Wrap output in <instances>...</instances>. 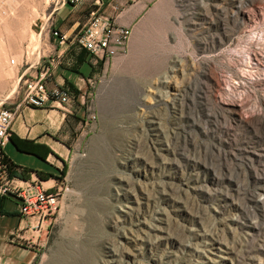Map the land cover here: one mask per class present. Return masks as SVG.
<instances>
[{
	"label": "rangeland",
	"instance_id": "obj_1",
	"mask_svg": "<svg viewBox=\"0 0 264 264\" xmlns=\"http://www.w3.org/2000/svg\"><path fill=\"white\" fill-rule=\"evenodd\" d=\"M56 4L3 0L0 106ZM131 41L30 264H264V0H159Z\"/></svg>",
	"mask_w": 264,
	"mask_h": 264
},
{
	"label": "crops",
	"instance_id": "obj_2",
	"mask_svg": "<svg viewBox=\"0 0 264 264\" xmlns=\"http://www.w3.org/2000/svg\"><path fill=\"white\" fill-rule=\"evenodd\" d=\"M157 1L57 0L42 21L40 55L22 76L27 73L35 77L41 65L50 66L47 86L65 89L69 100H47L34 107L22 103L21 94L8 97L9 106L19 104L3 147L9 174L16 184L24 186L38 180L50 187L66 180L61 168L69 163L75 145L86 134L99 83L130 52L134 30ZM94 15L130 29L123 52L101 57L75 40ZM60 35H64V42H60ZM19 203L20 199L11 194L0 200V264H30L35 252L25 246L39 241L44 228V224L34 228L33 217L23 218Z\"/></svg>",
	"mask_w": 264,
	"mask_h": 264
},
{
	"label": "built area",
	"instance_id": "obj_3",
	"mask_svg": "<svg viewBox=\"0 0 264 264\" xmlns=\"http://www.w3.org/2000/svg\"><path fill=\"white\" fill-rule=\"evenodd\" d=\"M3 8V0H0V12ZM130 33L129 28L117 27L109 19L94 15L75 40L93 54L112 57L124 51ZM59 39L60 42H64V35H60ZM49 76L50 66L41 65L35 77L26 79L22 103L35 107L43 105L47 100L67 102L69 96L65 89L47 86ZM18 107L19 104L10 107L0 106V200L9 194L18 197L20 215L23 218H35L34 228L39 229L57 210L64 182L46 187L38 180L24 186L13 181L9 174V164L3 153V147L9 139L11 125ZM90 118L93 119L94 115Z\"/></svg>",
	"mask_w": 264,
	"mask_h": 264
}]
</instances>
